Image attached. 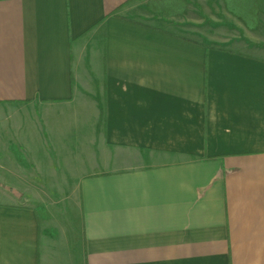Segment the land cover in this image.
Returning <instances> with one entry per match:
<instances>
[{"label":"crops","instance_id":"0c3cea01","mask_svg":"<svg viewBox=\"0 0 264 264\" xmlns=\"http://www.w3.org/2000/svg\"><path fill=\"white\" fill-rule=\"evenodd\" d=\"M257 3L224 47L132 16L146 0H0V264H264Z\"/></svg>","mask_w":264,"mask_h":264},{"label":"rangeland","instance_id":"374dc122","mask_svg":"<svg viewBox=\"0 0 264 264\" xmlns=\"http://www.w3.org/2000/svg\"><path fill=\"white\" fill-rule=\"evenodd\" d=\"M195 1L196 0H189L187 3L189 6L188 10L186 9L185 13L179 16L153 17L152 14L137 5V9H135L134 12H131V15L136 17L137 19H140L141 21L152 24L154 26L170 28L183 34L196 37L204 42L215 41L216 43L224 47L228 45L230 47L232 45H236L235 42L238 40H241L243 42L247 41V37L245 36L244 32H247L249 29L247 30L243 18L237 16V14L235 15L232 12H230V14H222L220 12H217L214 15L207 17L203 14L202 11L198 12V9L201 10V6L196 4ZM37 187L38 189L36 190L39 192V194L43 191L49 190V186H46L45 184H39V186ZM56 187L60 190L55 191L57 194L52 195V199L49 197L47 198L46 195L43 196L46 197L45 201L47 203H53L65 210V219L66 221H71L73 226L71 233H73L75 231L74 228L78 230V225H76V223H78L79 221L78 211H76L75 208L76 197L74 196L75 200H55L54 198L57 199V197L59 196L58 194H62V192H64L63 190H61L63 189V186ZM72 187L73 186H70L69 188ZM64 189L66 190L67 186H64ZM73 193L71 195H74ZM36 198L34 200H28L25 203L32 205L44 203L42 201H36ZM42 206H40V204L38 205V209L40 210V212L43 210V208H41Z\"/></svg>","mask_w":264,"mask_h":264},{"label":"trees","instance_id":"16d2710c","mask_svg":"<svg viewBox=\"0 0 264 264\" xmlns=\"http://www.w3.org/2000/svg\"><path fill=\"white\" fill-rule=\"evenodd\" d=\"M147 8L156 17H170L181 14L188 3L187 0H146ZM234 11L244 19L249 27H255L259 22L257 0H247L237 4Z\"/></svg>","mask_w":264,"mask_h":264}]
</instances>
